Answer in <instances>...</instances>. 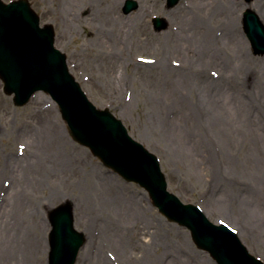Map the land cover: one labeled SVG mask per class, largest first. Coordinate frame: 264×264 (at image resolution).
Wrapping results in <instances>:
<instances>
[{
	"label": "rangeland",
	"instance_id": "obj_1",
	"mask_svg": "<svg viewBox=\"0 0 264 264\" xmlns=\"http://www.w3.org/2000/svg\"><path fill=\"white\" fill-rule=\"evenodd\" d=\"M67 1L29 0L41 25H53L56 47L67 55L70 71L90 101L109 109L159 157L169 191L200 206L213 223L233 227L249 251L264 261V245L257 237L260 233L264 239V226L251 223L244 209L258 185L249 165L264 158V56L254 54L242 22L246 9L255 10V0H231L237 5L231 10L233 20L219 6L221 0H204L206 11L220 10L209 21L210 37L219 42L215 62L206 45L201 47L208 27L192 24L193 0L187 7L181 0L173 8L164 0H136L139 7L130 14L123 11L127 0H86L90 5L84 8L68 7ZM114 13L120 16L117 23ZM68 16L77 21L67 22ZM155 17L166 19L169 28L157 31ZM230 30L246 43L240 52L225 42ZM179 36L185 39L181 49L175 47ZM221 56L228 59L226 69ZM239 56L252 64L240 65ZM163 64L168 66L164 74ZM204 87L210 96L216 91L232 94L245 124L227 119L223 132L213 129L208 124L213 111L200 93ZM214 100L222 108L219 94ZM44 130L57 132L58 141L63 138L56 152L41 136ZM173 132L182 140L188 137L194 149H179ZM195 151L199 163L190 159ZM66 202L75 205V219L84 211L87 227L77 230L88 229L77 264H98L99 253L120 260L121 249L127 257L113 264H216L186 228L152 206L145 190L125 182L72 140L48 95L38 93L28 105L16 106L0 80V264H48V213ZM136 216L139 220L132 218ZM11 243L21 248L2 253Z\"/></svg>",
	"mask_w": 264,
	"mask_h": 264
},
{
	"label": "water",
	"instance_id": "obj_2",
	"mask_svg": "<svg viewBox=\"0 0 264 264\" xmlns=\"http://www.w3.org/2000/svg\"><path fill=\"white\" fill-rule=\"evenodd\" d=\"M178 1L169 0V6ZM137 7L129 0L125 13ZM245 21L256 53H264V28L259 18L248 12ZM163 24L157 19L156 29H163ZM54 40L50 26L39 28V18L27 1L11 5L0 1V77L5 81L6 93H15V104L25 105L38 90L49 93L58 103L73 139L89 147L127 181L144 187L153 204L170 221L188 227L197 245L209 250L219 264H261L227 227L213 225L198 207L182 204L167 191L158 159L134 141L108 110H97L88 101L69 73L66 55L54 47ZM50 221V264H75L85 237L74 229L71 204L52 210Z\"/></svg>",
	"mask_w": 264,
	"mask_h": 264
},
{
	"label": "bare ground",
	"instance_id": "obj_3",
	"mask_svg": "<svg viewBox=\"0 0 264 264\" xmlns=\"http://www.w3.org/2000/svg\"><path fill=\"white\" fill-rule=\"evenodd\" d=\"M193 1L195 3V6H194V10H195L194 16L195 17H194L193 20L189 19L187 16H185V17L188 18L187 20H191L193 25H197L198 24L200 26H204V28L208 27V28H206L204 30V34H203L204 38L202 39L201 47L206 45V52H212L213 53L212 55H210L212 57L210 59L213 62H215L214 59L216 57H218V55H219L218 54V50H217L219 42L216 39H213V38L210 37L209 30H210L211 27L209 25V21L210 20H214L215 16L219 15L220 10H219V12L215 11V12L211 13V12H208V11L205 10V2H204V0H193ZM221 1H220L221 5L219 4V6L223 7L229 13L231 12V10L235 9L234 7H235L236 4L232 5L233 2L231 0H221ZM81 2H82V4H81ZM187 3H188V0L183 2V6L187 7L188 6ZM68 5L69 6L72 5L75 8L76 7L77 8L78 7L79 8H84V7H88L90 4H88V1H86V0H68L67 1V6ZM254 9H255V12L260 17V19L262 20V22L264 23V5H262V0H255L254 1ZM200 13H203L205 15V18L201 17ZM231 13H230V17L233 20L234 19L233 18L234 11H233L232 14ZM188 15H190V14H188ZM69 16H71V14H69ZM69 16H68V19L66 18L67 22L74 23V22L77 21V19H74L73 17H69ZM112 18H113L114 22L117 23V20L120 19V16H117L114 13L112 15ZM242 22H244V21L242 20ZM182 25L184 26V24H182ZM183 33H185V32H183ZM166 36H167V34H166ZM224 39H225V42H227L229 45L232 46L233 49L236 50V52H240L241 51L240 48L244 47V43L245 42L242 39V37L240 35H238V34L232 33L231 30L229 31V35L227 37H224ZM184 41H185V39L183 38V36L177 37V39L175 41L176 42L175 43V47L181 49L180 47L183 45ZM239 57H240L239 58L240 65L243 64L245 67H247V65L252 64L250 59H247V58L246 59H241L242 57L241 56H239ZM221 58H222V56H221ZM222 60H223L222 66H223L224 69H226L227 68L226 65L229 64V62L227 61L228 59L222 58ZM163 66L165 67V68L163 67V69L165 71L162 74H164L168 70L167 69L168 68L167 65L163 64ZM192 80L196 81V78H192ZM216 86L218 88H221V86H223V83H218ZM202 89H204V90H200V93L202 94L204 99H206V101L209 100V103L207 104V107H208L207 109L210 110V111H213V114L208 118V124L213 129L216 126V127H218L219 132H223L227 128V126H226L227 125V119H233L235 122L237 121V123H239V124H245L244 120H243L244 112L241 110V108H239V105L236 104L237 103V101H236L237 99L235 100V98L232 97L233 96L232 94L228 95L227 93H224V92H221V91H216L215 96H217V94H219V96H221V99H222V103L221 104H223V106H221L222 108H219V106L215 105V103L212 101V99L213 100L215 99V96H212V95L210 96V92H208L205 87L202 88ZM188 111H189V109H187V115H188L189 118H191L189 116V112ZM191 116H193L192 113H191ZM181 120L182 119H180L179 121L181 122ZM180 126H181V124H180ZM223 135L224 134H222V136ZM41 136L45 137V139H47V142H49L51 145L53 144L52 146L55 147L52 150L53 152L57 151V144H61V143L64 142L62 137H60V140L58 141L59 134L57 132H54V130L53 131L52 130H44V131L41 132ZM170 136H171L172 139L175 138V140L177 141V144L179 145L178 146L179 149L182 146H189L191 149H194V148H192V146H194V145L192 143L188 142V140H189L188 137L183 136V140H182L179 136L175 137V133L174 132L171 133ZM190 159L193 162L197 161L199 163L200 153L198 151H195L190 156ZM249 167L252 170V175L255 176V177H253V179H254V181H257L258 185H257L256 191H253L251 193L252 196H253V201L250 202V206H247V208H244V209H246V211L249 212L248 220H250L251 223H257L259 225L258 228H260V227L264 226V158L258 160V162L256 161V162L251 163L249 165ZM12 199L17 200V202H14V205L16 207H19L20 199L18 198V196L14 195L12 197ZM218 206L220 208H223L221 204L218 205ZM83 215H84V211L83 212L80 211L79 218L76 217V219H75L76 220V226L79 227V228L82 227V226H86V224L84 223V219L85 218L83 217ZM132 218L139 220L138 216L132 217ZM0 228H1V226H0ZM4 231L7 232L8 231V227L5 226L4 227ZM87 231H88V229H87ZM87 231L86 232L84 231V232H85L86 237L88 238ZM0 235H2V233H0ZM257 237L260 239L259 240L260 242H263V245H264V239L260 238V233H259V235H257ZM6 238L8 239L7 236H6ZM14 239H15V237H13L11 239V241H14ZM12 247H18V248L20 247L21 248V244H17L15 246V245H13V243H11V247L10 246H6L4 248H2V246H1L2 253L4 251L10 252ZM122 247L123 246H121V248ZM9 248H10V250H8ZM97 257H98L97 258L98 264H113L116 261L119 262V263L120 262L123 263V260H125L123 258L127 257V255H126V252L121 249V255H119L120 260L105 259L104 257H102V255L100 253L97 254ZM83 260H84V257H83ZM10 264H12V263H10ZM14 264H19V263L15 260Z\"/></svg>",
	"mask_w": 264,
	"mask_h": 264
}]
</instances>
